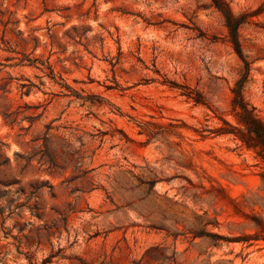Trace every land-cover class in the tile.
Instances as JSON below:
<instances>
[{
	"label": "rangeland",
	"instance_id": "rangeland-1",
	"mask_svg": "<svg viewBox=\"0 0 264 264\" xmlns=\"http://www.w3.org/2000/svg\"><path fill=\"white\" fill-rule=\"evenodd\" d=\"M225 1L238 49L213 0H0V264H264L220 133L240 86L264 119V0Z\"/></svg>",
	"mask_w": 264,
	"mask_h": 264
},
{
	"label": "trees",
	"instance_id": "trees-1",
	"mask_svg": "<svg viewBox=\"0 0 264 264\" xmlns=\"http://www.w3.org/2000/svg\"><path fill=\"white\" fill-rule=\"evenodd\" d=\"M213 2L215 6L225 14L227 25L230 29L231 40L238 49L240 45L238 35L239 23L236 22L235 16L225 0H213ZM234 91L236 92L234 111L238 116L239 121L246 124V129L248 132H244V130H242L240 127L232 126L231 129L223 128L220 133L238 132L237 134L243 138V141L245 140L244 136L246 135L250 138L252 137L254 140V148H257L259 154L264 158V119L259 116L253 108H250L249 103L245 101L243 95V86L234 89ZM196 101L200 102V99L196 98ZM248 147H251L249 143Z\"/></svg>",
	"mask_w": 264,
	"mask_h": 264
}]
</instances>
